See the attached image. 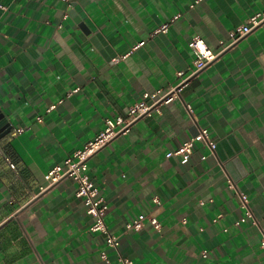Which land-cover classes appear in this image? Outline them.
I'll return each instance as SVG.
<instances>
[{
	"label": "crops",
	"instance_id": "0c3cea01",
	"mask_svg": "<svg viewBox=\"0 0 264 264\" xmlns=\"http://www.w3.org/2000/svg\"><path fill=\"white\" fill-rule=\"evenodd\" d=\"M196 1L0 0V264H106L101 253L111 264H264V25L220 46L264 0ZM194 36L217 59L88 160L119 242L109 248L74 182L41 192L44 175L144 93L175 85L193 67ZM198 127L215 149L196 142L182 163L174 153ZM238 193L256 225L237 223ZM140 214L159 227L127 231Z\"/></svg>",
	"mask_w": 264,
	"mask_h": 264
},
{
	"label": "built area",
	"instance_id": "2783aa9c",
	"mask_svg": "<svg viewBox=\"0 0 264 264\" xmlns=\"http://www.w3.org/2000/svg\"><path fill=\"white\" fill-rule=\"evenodd\" d=\"M62 1L67 2L68 7H70L71 0ZM200 1L201 0H197L195 3H199ZM67 16V13H64L63 18H66ZM262 25H264V11L254 14L248 19L245 25L230 31L228 34V42L220 43V46L222 47L221 52L231 45L236 44L239 40ZM159 31L165 32L166 27L162 26ZM142 45L143 43H140L138 44V47ZM188 48L191 50L194 57L193 67L187 72L177 73L178 82L175 85L168 89H158L151 93H144L140 100L128 109L124 118H117L115 121L107 120L105 122V129L97 137L86 143L72 156L68 157L63 162L62 166H55L44 175V180L47 182V186L41 188V192L68 179L74 182L76 185L75 197L82 202L86 214L92 219L90 230L94 233L103 234L105 244L109 248L117 249L119 242L116 236L110 234L108 227L105 224L104 218L108 210L107 201L100 194L99 190L88 176V160L110 140L119 135L126 134L129 127L137 120L149 116L152 113H160L161 107L180 99V94L190 79L212 64L220 53V51L215 52L211 50L200 36L192 37L188 42ZM114 62H117V60H114ZM53 108L54 106H51L47 111ZM186 110L191 116L189 107L186 106ZM39 121H41V119H39ZM22 131V129H16L14 133L20 134ZM196 142L207 145L210 150L215 149L214 143L210 142L208 139L207 131L198 127L196 135L184 142L174 153L181 156L182 163L188 161L192 152L193 144ZM6 163L11 169L15 168L14 164L9 160H6ZM229 186L233 189L231 183H229ZM238 196L241 201V207L245 212L244 216L240 218L237 223H244L249 219L252 221V224L256 225L252 212L247 206L246 196L242 193H238ZM154 202L157 203L156 200ZM145 222H148L149 225L154 228L159 227V223L155 217L140 214L135 220L127 223L125 229L127 231H140ZM261 247L264 248V238L261 240ZM100 258L105 261L106 264H111L105 253H101ZM117 264H133V262L128 258L121 257L118 259Z\"/></svg>",
	"mask_w": 264,
	"mask_h": 264
},
{
	"label": "water",
	"instance_id": "95a60500",
	"mask_svg": "<svg viewBox=\"0 0 264 264\" xmlns=\"http://www.w3.org/2000/svg\"><path fill=\"white\" fill-rule=\"evenodd\" d=\"M2 120L0 119V125L2 124V122H1Z\"/></svg>",
	"mask_w": 264,
	"mask_h": 264
}]
</instances>
